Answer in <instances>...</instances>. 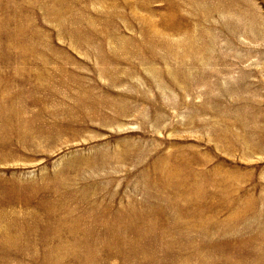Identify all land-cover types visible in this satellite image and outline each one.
<instances>
[{
  "label": "rangeland",
  "instance_id": "obj_1",
  "mask_svg": "<svg viewBox=\"0 0 264 264\" xmlns=\"http://www.w3.org/2000/svg\"><path fill=\"white\" fill-rule=\"evenodd\" d=\"M1 98L0 264H264V0H0Z\"/></svg>",
  "mask_w": 264,
  "mask_h": 264
},
{
  "label": "bare ground",
  "instance_id": "obj_2",
  "mask_svg": "<svg viewBox=\"0 0 264 264\" xmlns=\"http://www.w3.org/2000/svg\"><path fill=\"white\" fill-rule=\"evenodd\" d=\"M13 104L14 103H12L11 102V98H7V99H0V110H1V112H3V119L5 120V123H6V125H7V123L9 124V118H10V116H9V110L11 109V107L13 106ZM11 121V120H10ZM7 127V126H6ZM94 204H98L97 203V201L94 203ZM9 234V231H6L5 230V232H4V235L5 236H9L8 235ZM57 236H58V234H56ZM10 237V236H9ZM59 237V236H58ZM60 238V237H59ZM76 244V243H75ZM51 247H56V248H60L59 246H58V244H56V245H52Z\"/></svg>",
  "mask_w": 264,
  "mask_h": 264
}]
</instances>
